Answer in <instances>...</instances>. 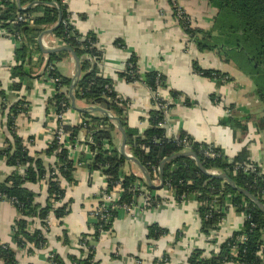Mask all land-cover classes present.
Here are the masks:
<instances>
[{
	"label": "crops",
	"instance_id": "0c3cea01",
	"mask_svg": "<svg viewBox=\"0 0 264 264\" xmlns=\"http://www.w3.org/2000/svg\"><path fill=\"white\" fill-rule=\"evenodd\" d=\"M61 3L73 17L71 22L77 32L97 39V47L103 53V60L97 66L106 79L113 81L117 97L126 102L130 128L142 135L150 126L149 114L155 110L154 93L149 88L141 82L126 83L119 77L133 57L142 77L158 73L164 78L163 87L155 94L172 105L163 126L167 137L184 133L196 143L220 148L229 159L244 150L248 161L264 173V108L253 106L251 79L232 62L227 63L221 52L198 51L177 22L169 0H61ZM177 5L189 17L193 29L207 32L213 28L218 11L210 0H177ZM43 38L54 48L64 46V43L58 45L60 41L53 34ZM18 47L0 33V149L4 147L5 137L10 139L5 129L3 99L9 105L5 111L20 101L22 111L16 115L14 131L31 156L41 158L45 166L51 167L54 156L42 154L51 145L57 124L54 109L48 103L51 86L45 81L43 72L48 55L40 51L38 36L33 38V53L24 64L30 76L19 80L21 88L15 92L11 89L10 71L16 66L14 51ZM193 65L224 76L205 78L195 72ZM54 66L60 77L72 83L75 67L71 55L62 57ZM89 107L96 106L75 100L76 109L85 111ZM84 113L70 107L64 118L65 126H79ZM87 113L94 118L103 116L98 112ZM228 118L232 123L223 125V119ZM77 137L85 140L84 129ZM120 143L121 135L116 129L113 144L119 149ZM125 151L128 152L126 146ZM69 158L75 169L72 173L75 184L62 180L65 191L62 204H69V213L61 221L54 217L49 221L45 249L29 254L27 249H18L11 242V228L17 213L13 205L0 201V243L13 248L17 264H50V252H56L65 264H73L68 256L81 257L78 240L82 235L92 234L93 213L107 183L99 171L89 169L93 155L74 150ZM11 172L12 169L0 160V181ZM121 173L143 178L137 166L127 161ZM26 187L36 195V203L43 205L46 182L26 184ZM149 193L159 200V206L145 207L144 198L140 196L131 213L119 212L112 230L94 245L95 261L99 264H157L162 260V264H188L195 250L202 252L200 259L203 260L220 253L221 247L216 251V247L213 248L214 245L218 247V243L210 238V232L204 235L200 231L195 195L177 203L165 189ZM110 194L119 199L121 190L116 187ZM242 225V216L233 210L225 219L222 231L230 235ZM36 226L39 228L38 224ZM151 226L168 233L158 239H149ZM64 231L68 245L63 244ZM0 264H3L1 260Z\"/></svg>",
	"mask_w": 264,
	"mask_h": 264
},
{
	"label": "trees",
	"instance_id": "16d2710c",
	"mask_svg": "<svg viewBox=\"0 0 264 264\" xmlns=\"http://www.w3.org/2000/svg\"><path fill=\"white\" fill-rule=\"evenodd\" d=\"M21 6L26 8L33 3L37 6L30 8L25 13L39 14L31 24H13L15 15L19 12L15 2H4L0 5L1 27L17 31L24 36L23 43L14 51L16 66L11 69V89L15 92L21 88L20 81L30 76V71L25 67L33 48L31 47L33 38L42 32L53 27L61 15V22L53 32V35L69 47L78 57L80 63V77L75 88L73 97L75 100L84 101L88 105H93L107 112L108 117L101 116L94 118L90 113L83 114V120L77 127L64 126L63 130L69 134L70 141L78 138L82 129L85 132V140L91 138L92 143L89 148L93 153L91 171H99L106 179V188L102 194H109L116 187L121 190L118 206L130 205L139 192H133L135 183H139L148 192H153L144 183L142 178L132 174L122 175L121 170L126 164V160L121 156L118 148L113 144V135L116 128L112 118L118 119L126 135L125 146L128 153L136 159L148 173L150 180L155 181L154 170L158 169L164 159L174 154L181 153L183 148L178 145L182 139L189 140V150L193 152L205 171H217L225 174L233 184L244 189L256 197L264 205V174L256 171L244 174L241 170L234 171L236 164L244 167L250 162L247 159V152L242 151L237 157L229 159L223 151L215 147L213 149L217 157L206 158L203 151L209 148L208 144L194 142L184 133L177 134V139L167 137L165 129L161 127L164 115L161 110H154L149 114V128L139 135L137 131L130 128L127 123V104L120 100L115 91L113 81L106 79L101 73L97 64L103 60V53L97 47V39L94 36H82L73 25L68 24L69 13L61 0H20ZM218 13L211 30L203 32L195 30L186 21H177L190 41L198 51L221 52L226 62H232L241 72L247 75L254 86L255 97L264 108V0H210ZM67 25H64V23ZM200 35V36H199ZM35 50L37 46L35 45ZM70 56L67 52L48 55V62L53 64L62 57ZM195 72L205 78H216L224 75L218 72L201 70L193 65ZM56 75L59 76L55 69ZM126 83L141 82L153 93L159 87H163L164 78L161 74L150 73L142 77L139 74L136 60L132 57L128 60L124 71L119 75ZM61 85L67 91L71 81L60 77ZM1 96H4L2 93ZM175 96V95H173ZM4 98V97H3ZM63 95H59L49 100L48 103L60 102ZM5 98L3 101L5 102ZM162 103L160 100H158ZM3 102V112L6 118L5 129L10 139L5 137L4 147L0 149V160L12 169V172L0 181V201L3 197L7 200H15L13 207L17 213L11 228V242L18 249H27V253L32 254L33 250L45 249L47 245L46 234L49 231L47 220L50 215L56 220H62L69 213V204L53 207L51 199L56 196L60 200L65 197V191L59 182L52 181L50 174L54 165L45 166L43 160L37 156H31L27 147L23 145L20 137L14 131L15 118L22 111V102L14 103L7 111L8 104ZM69 106V101H66ZM153 105L155 101L153 100ZM170 108L172 105L169 106ZM232 119H223V125H229ZM107 141L110 149L104 148L103 143ZM60 150L57 152V149ZM42 154L54 156L57 159V168L60 178L67 183L75 184L72 173L75 170L73 162L68 159L66 149L58 145L53 139L51 145ZM23 168V169H22ZM57 179V178H56ZM46 182V198L43 205L36 203L35 194L30 191L26 184L37 185L40 181ZM170 183L174 189V199L177 203L195 195L197 200V214L200 219V231L207 235L215 228L217 223L225 216L222 211L226 203H230L237 214L249 215V220L245 221L240 232L233 233L230 241L236 236L243 235L245 242L238 249V258L249 264H264V213L260 212L248 199L232 190L222 181L212 179L201 173L195 162L188 158L176 159L167 162L163 166V186ZM230 195V197H228ZM153 201H159L158 199ZM102 201L93 213L95 219L91 235H82L78 240V245H84L86 252L80 249L81 257L68 256L73 264H99L95 261V243H97L103 233L112 230V224L117 218L119 211L109 209L107 223L101 220L97 211L101 209ZM151 206H155L151 205ZM149 206L148 208H151ZM215 206L220 209H215ZM225 209V208H224ZM98 213V214H97ZM37 222L40 228L34 227ZM168 232L157 226L148 228L149 239H158ZM64 245H68L67 233H62ZM31 246L32 249L29 248ZM230 247L227 244L221 246L220 253L211 259H200L202 252L195 250L188 259V264H222L229 259ZM0 260L3 264H17L15 251L7 243H0ZM48 261L50 264H65L56 252H50ZM157 264H162L158 262Z\"/></svg>",
	"mask_w": 264,
	"mask_h": 264
},
{
	"label": "built area",
	"instance_id": "2783aa9c",
	"mask_svg": "<svg viewBox=\"0 0 264 264\" xmlns=\"http://www.w3.org/2000/svg\"><path fill=\"white\" fill-rule=\"evenodd\" d=\"M169 1H170L171 5H172L174 16H175L176 20L177 21L178 20L179 21L180 20L181 21H186V23L191 25V21H190L189 17L177 5V0H169ZM4 2H15V0H0V5H2V3H4ZM35 6H37L36 2L33 3L30 7L32 8V7H35ZM22 8H24V7H22ZM37 15H39V14H35V13H32V14L30 13L29 14V13H25V12H18L15 15V18L13 20V24H26V25L31 24L33 22L34 18L37 17ZM72 18L73 17L69 13V17H68V21H67L68 24L70 23L69 25H72V22H71ZM1 25H2V22H0V33L3 34L7 39H10V40L14 41L17 44V46H20L23 43L24 36H22L17 31H12L11 29H7V28H2ZM64 25H67V23L65 22ZM43 37L41 38V43H42L43 47L45 49L54 48L52 46H49L47 43H45L44 40H42V39H44ZM60 43H61V45H63L62 41H60L58 43V45H60ZM126 65H127V63L125 64V66ZM43 70H44L43 72H44L45 81L51 86L50 95H49V99L48 100H51L54 97L59 96L61 94L63 95V99L59 103L58 102L57 103L56 102L51 103V106L54 109L55 121L57 123L56 124V129H55V131L53 133V139H55L57 141L59 146H61L62 148L67 150L68 159H70L69 158V154H71V152L74 151V150H80V153L83 152L84 155H89L91 157L93 154L89 150V144L92 143V140H91L90 137H88L87 141L86 140H81L79 138H76L73 141H70L69 134L66 133L63 130V127L65 126V119H64L65 115L70 110V100H69V96H68V91L65 88H63V86L61 85V80H60L59 76L56 75V73H55V66L53 64H50L45 59ZM67 100L69 101V106H67V103H66ZM152 100L155 101V105H154L155 106V110L156 111L161 110L163 112L164 121L161 122V125H160L161 127H163L164 124H165V117H166L167 113L169 112V110L171 109L169 107L170 104L165 102V101H163L155 93L153 95ZM158 100H160L162 103H160ZM112 123H113L114 127L117 129L116 123L114 121ZM172 138L177 139L176 136H173ZM190 143L191 142L189 140H187V139H182V140L178 141V145L183 148V151H181V152L190 151L189 150ZM208 145H209V148L205 149L202 152L204 157H206V158L217 157V154L214 153V151H213V149L216 146L211 145V144H208ZM103 146L107 150L110 149V146H109L107 141H105L103 143ZM59 150H60V148L57 149V152ZM125 153H126V155L128 157H132L128 152L125 151ZM54 159H55V162H54L53 172L50 174V176L52 177V181H56L57 180L59 182L60 186L62 187V182H63L62 180L63 179L60 178V176H59L60 173L58 171V168L56 167L57 166V159L55 157H54ZM240 170L244 174L254 173L256 171H259L261 174L263 173L259 166L254 165L252 163H249L248 165H245L244 167H242L241 165L236 164L234 166V171H240ZM154 172L156 174V177H155V181H152V183L154 185H159V168L154 170ZM208 173H210L212 175L220 174L219 172L213 171V170L212 171H208ZM143 181H144V179H143ZM222 184H225V182L222 181ZM162 189H165L169 193H171V195L173 196V199H174V189L171 187L170 183H167L166 187L163 186ZM132 191L133 192H139L140 194L137 195L134 198V202L132 204L124 205V206H118V204H117L118 199H114L110 193L109 194H102L101 193L100 202L102 201L103 205L101 206V209H99L97 211L99 214H101L100 215L101 220H103V221H105L107 223L108 217H107L106 213L108 212L109 209H112V210H115V211H119V212L131 213L133 211L134 207H135L136 199L138 197H140V196H142L144 198L145 207H149V206L154 205V204H155V206H151L152 208H155V207L159 206L158 201H153V199L155 200V198L152 197L151 194L146 190V188L144 186H142L141 184L135 183ZM228 197H230V195H228ZM3 201H6V202L10 203L11 205L13 203H16L15 200H7L6 197H3ZM62 201L63 200H60L59 197L56 196L55 198L51 199V204H52L53 207H58V206L62 205ZM180 201H181V203H183L185 201L183 196L181 197ZM224 208H222L223 209L222 211H224L225 216L217 223L215 228L212 229V231L210 232V238L212 240H214V243H218L217 244L218 247L214 245L213 248L215 249V247H216V249H215V251H216V250H218L219 247H221L224 244H227V246L230 247L229 259L226 258L222 262V264H249L247 262L242 261L241 257L238 258V249H239V247L241 245L244 244L245 237L243 235L238 234L239 236H236L234 240L230 241L232 236H233V233L230 234V235H227L226 233H224L222 231V226L224 224L225 219L227 218V216L233 210L235 211V209L232 207V205L230 203H226ZM215 209H220V208L215 206ZM241 216L243 218V224H244L245 221L249 220V215L241 214ZM52 217H53V215H50L48 220H47V225L48 226H49V221H51ZM34 224H35L34 227L37 228V226H36L37 222H35ZM241 229H242V227H241ZM241 229L236 231V232H240ZM236 232H234V233H236ZM103 234H105V233H103ZM78 247L86 252V248H85L84 245H78ZM218 255H219V253L216 256H218ZM216 256H213V257H216Z\"/></svg>",
	"mask_w": 264,
	"mask_h": 264
},
{
	"label": "water",
	"instance_id": "95a60500",
	"mask_svg": "<svg viewBox=\"0 0 264 264\" xmlns=\"http://www.w3.org/2000/svg\"><path fill=\"white\" fill-rule=\"evenodd\" d=\"M15 4L17 7V10L19 12H25L30 10V6L26 7V8H22L21 6V2L20 0H15ZM61 22V15L59 13L58 15V20L57 23L51 27L50 29L45 30L44 32H42L39 36H38V45L40 48V51L45 54V55H52V54H57V53H62V52H67L71 55L73 61H74V67H75V73L74 76L72 78V83L68 89V96H69V100H70V107L73 110L76 111H82V112H98L100 114H102L104 117H108L107 112L104 111L101 108L98 107H89L87 110H78L75 108V99L73 97V89L75 88V85L78 82V79L80 77V63H79V59L76 56V54L67 46H60V47H55L52 49H45L41 43V38L45 35H51L53 34V32L55 31V29L59 26ZM112 121H114L116 123V127H117V131L119 132V134L121 135V143L119 146V152L121 154V156L127 161V162H131L134 165L137 166V168L139 169L141 175L143 176L144 182L146 184V186L152 190H161L163 188V166L165 163L176 160V159H181V158H188L191 159L195 162V165L197 166V168L199 169V171L205 175H207L208 177L212 178V179H216V180H220L225 182L226 185H228L232 190H234L235 192L239 193L240 195L244 196L246 199H248L260 212L264 213V205L256 198L254 197L251 193H249L248 191L244 190V189H239L237 188L233 182L225 175V174H218V175H212L210 173H208L207 171H205V169L202 167L201 163L199 162L197 156L191 152V151H187V152H181V153H177L174 154L173 156L164 159L162 161V163L159 166V185H154L152 183V181L150 180V177L148 175V173L145 171V169L139 164V162L134 159L133 157H128L125 153V141H126V135L125 132L119 122L118 119L112 118ZM264 244V243H263Z\"/></svg>",
	"mask_w": 264,
	"mask_h": 264
},
{
	"label": "rangeland",
	"instance_id": "374dc122",
	"mask_svg": "<svg viewBox=\"0 0 264 264\" xmlns=\"http://www.w3.org/2000/svg\"><path fill=\"white\" fill-rule=\"evenodd\" d=\"M252 93H253V106H254V108H262V104L260 103V101L255 97V91H254V89H253V91H252Z\"/></svg>",
	"mask_w": 264,
	"mask_h": 264
}]
</instances>
